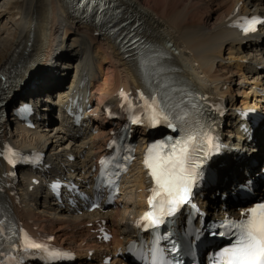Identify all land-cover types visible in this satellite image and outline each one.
Here are the masks:
<instances>
[{
  "label": "bare ground",
  "instance_id": "6f19581e",
  "mask_svg": "<svg viewBox=\"0 0 264 264\" xmlns=\"http://www.w3.org/2000/svg\"><path fill=\"white\" fill-rule=\"evenodd\" d=\"M113 1L122 15L127 16L126 20L134 18L140 23L138 30L142 31L145 42L150 46L152 57L142 61H138L136 55L125 58L115 41L105 36L97 37V29L92 23L78 21L73 15L75 3L71 0H5L3 3L8 6L7 13L16 18V32L0 38V75L13 74L12 82L0 94V101L4 102L0 108L8 114L11 106L17 108L24 102L32 103L37 112L32 117L37 128L28 129L15 139L25 126L19 123L12 135L9 120L3 117L4 122L0 123V155L5 143L17 142L23 150L47 152L50 167L34 173L25 186L10 177V171L15 170L0 158V183L6 187L10 203L25 227L35 235L46 237L52 246L63 250L64 256L74 258L70 264H95L100 256L111 258L113 264H135L124 252L123 245L129 236L127 228L130 226L125 224L123 227V223L126 215L127 220L134 223L147 209L149 185L145 173L137 163L133 165L130 178L137 174L138 179L132 196L126 192L128 186L125 188L128 177L124 179L123 195L119 198L109 200L108 191H99L107 209V214L102 216L88 213L91 203L87 201L96 193L94 180L97 175L89 170L106 152L109 133L115 129L103 122L101 106L118 102L121 92L136 94L143 90L146 79L150 78L148 74L153 70L157 75L164 74L170 81L168 85L179 80L165 88L173 98L181 96L183 84L188 88L183 93L189 98L200 97L208 105L221 100L226 103V108L240 111V108L252 107L246 88L252 90L251 97L260 107L262 118L256 125L248 122L242 128L241 114L233 112L230 115L231 123L225 126L232 133L226 132L228 137L221 139L222 154L210 157V187L204 195L211 199V207L216 203L226 204L227 211L232 212L235 200L231 194L240 185L253 180L254 195L261 194L264 189V179H255L257 173L264 169V37H260L258 32L253 38H248L234 27L242 14L264 16V0ZM2 15L0 13V19ZM225 51L236 62L234 76L226 66L228 57L223 58ZM73 59L83 68L81 83L75 87L63 84ZM161 60L164 63L161 64ZM234 77L243 86L236 98L245 95L247 99L242 100L240 107L229 88L235 83ZM56 89L61 107L69 104L76 110L83 109L85 117L95 110L97 116L78 124L67 116L54 118L50 98L54 97ZM258 89L262 94L259 95ZM89 103L94 105L91 112L87 107ZM46 112L48 118L43 115ZM93 125L98 126L96 134L92 133ZM50 177L64 181H69L65 178L73 179L84 196H76L73 202L68 196L61 201L52 198L45 185ZM35 180H40V183H35ZM26 195L30 201L25 200ZM210 214L222 217L227 212L216 207ZM119 215L122 218L114 226ZM98 219H107L108 224L104 228L113 232V238L107 243L99 241ZM92 249L93 256L90 255Z\"/></svg>",
  "mask_w": 264,
  "mask_h": 264
},
{
  "label": "snow or ice",
  "instance_id": "6c2138e0",
  "mask_svg": "<svg viewBox=\"0 0 264 264\" xmlns=\"http://www.w3.org/2000/svg\"><path fill=\"white\" fill-rule=\"evenodd\" d=\"M257 21L253 19L248 27L243 30L249 31L251 25H255ZM254 30V29H252ZM153 122L159 116L155 110V102H153ZM133 120V123H137ZM183 143L177 142L172 151L161 155L154 152L157 148L153 145L144 160L145 166L150 170V175L155 180L159 193L167 198L169 215L175 213L181 204L189 202L191 185L195 179V169L190 160L189 141ZM11 162V161H9ZM103 164V161L101 162ZM152 205V200H149ZM195 207V205H193ZM240 220H225L222 224L217 225L221 229H227L228 232H212V235L224 236L231 233L235 236V241L230 247L220 250L217 254L218 258L214 260V264H264V203L256 204L241 212ZM145 220L152 224H157L159 219L153 212H149L144 217ZM32 248H40L39 244H28Z\"/></svg>",
  "mask_w": 264,
  "mask_h": 264
},
{
  "label": "rangeland",
  "instance_id": "374dc122",
  "mask_svg": "<svg viewBox=\"0 0 264 264\" xmlns=\"http://www.w3.org/2000/svg\"><path fill=\"white\" fill-rule=\"evenodd\" d=\"M207 1V0H206ZM5 2V0H0V13L1 14H4V15H2V17H1V19H0V38L2 39V38H6L8 35H14L15 34V32H16V26H15V23H16V18H14V17H12L13 15H11V13H7V11L6 10H8L7 8H8V6L5 4H3ZM6 27L5 29H4V27ZM227 57H228V51H225L224 53H223V58H225V59H227ZM228 61H229V64L228 63H226V64H228V65H226V66H229V70H231L232 71V73H233V76L235 75L234 74V69L236 68V62H234V61H232L229 57H228V59H227ZM232 62V63H231ZM231 63V64H230ZM33 68H36V67H33ZM62 68H64V67H62ZM234 68V69H233ZM40 72V71H39ZM38 72V73H39ZM232 75L230 76L231 78L233 77ZM233 79H235V83L234 84H230L229 85V88L231 87V89L233 90V92H232V94H233V96L235 97V99H236V101H237V99H238V101H239V103H238V105H239V107L240 106H242L241 104H242V100L244 99V100H247L246 99V96L244 95L243 97H242V95L240 96V97H238V98H236L237 96H239V92H240V88H242L243 86L241 85L240 86V82L239 83H237L236 81L238 80V78L237 77H234ZM248 91H247V94H249L250 95V99H248L249 100V103L250 104H253V103H255L256 101H254L255 99H254V97H251L252 96V94H253V92H252V90L251 91H249V89L248 88H246ZM237 95V96H236ZM54 98H55V96H54ZM257 103V102H256ZM228 105L229 106H231L230 104H229V102H228ZM230 115H232V112L230 111L229 113H228V117H230ZM54 118H55V116H54ZM58 123H60L59 121H58ZM228 124V123H227ZM44 130H46V129H44ZM226 130L228 131V127H226ZM229 133H231L230 131H228ZM67 147V145L65 146V148ZM138 175L137 174H135L134 175V177H129L126 181L128 182L127 184H126V186H125V188L128 186V188H127V190H126V192H128L129 194H131L130 196H132L136 191H135V189H134V183H136V179H138V177H137ZM123 194L121 193L120 194V197L122 196ZM26 199V201L28 200V201H30V199H29V196L28 195H26V196H24ZM134 210V209H133ZM135 211V210H134ZM126 228V227H125Z\"/></svg>",
  "mask_w": 264,
  "mask_h": 264
}]
</instances>
